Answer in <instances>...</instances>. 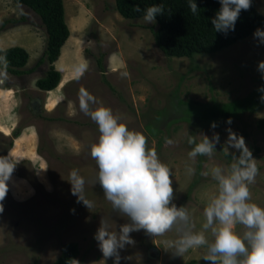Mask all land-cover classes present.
Instances as JSON below:
<instances>
[{
  "label": "rangeland",
  "instance_id": "1",
  "mask_svg": "<svg viewBox=\"0 0 264 264\" xmlns=\"http://www.w3.org/2000/svg\"><path fill=\"white\" fill-rule=\"evenodd\" d=\"M64 4L71 34L54 63L62 74L58 87L44 91L36 86V80L49 69L48 62L21 76L6 71L7 79L0 85V156L11 151L18 162L0 213V264H52L68 242L80 247L71 264H113V259L104 260L94 234L103 216L113 231L129 220L113 211L97 182L98 167L90 149L100 133L98 125L79 109L81 87L120 115L130 130L146 135L148 146L172 169V203L187 206L196 231L205 222L203 209L209 198L218 192L211 170L231 164L232 154L239 155L225 146L229 128L245 138L256 159L259 174L250 185L251 198L264 207V129L259 124L264 109L245 116L246 130L239 120L215 129L195 117L193 126L187 121L178 127L167 123L179 116L184 101H229L264 82V73L258 70L264 61V43L254 37L255 32L220 52L168 57L155 44L154 23L125 19L115 10V0H64ZM255 7L264 15V0H255ZM258 29L264 30V26ZM46 42L39 14L15 0H0V48L30 49L26 65L30 68L37 64ZM81 63L86 70L77 79L74 68ZM155 117L165 118L158 121L164 132L151 137L147 123ZM214 132L220 136L214 155L203 162L200 156L191 160L189 135L203 133L211 138ZM166 138L174 143L167 145ZM189 167L195 169L194 174H188ZM74 168L86 181V197L95 202L91 210L71 194L68 179ZM205 171L209 175H201ZM206 235L211 242L210 233ZM131 237L135 243L120 250V264H210L203 259L206 247L191 249L182 257L173 254L165 241L178 238L175 228L163 236L153 237L141 230Z\"/></svg>",
  "mask_w": 264,
  "mask_h": 264
},
{
  "label": "clouds",
  "instance_id": "2",
  "mask_svg": "<svg viewBox=\"0 0 264 264\" xmlns=\"http://www.w3.org/2000/svg\"><path fill=\"white\" fill-rule=\"evenodd\" d=\"M220 3L221 8L211 24L216 32L226 34L235 29L241 11L249 10L252 0H220ZM188 7L192 14H197L195 0H188ZM134 11H143L145 23L153 24L158 15L164 14L165 9L163 4H154L143 10L137 5ZM254 37L264 43V30H255ZM27 50L31 53L30 49ZM0 63L5 67V71L0 72L2 85L7 79L6 58L0 56ZM85 70L86 65L82 63L75 66L77 79ZM258 70L264 73V61L259 63ZM259 90L264 92V86ZM261 99L264 101V97ZM78 103L80 111L98 125L100 133L98 141L90 149L91 158L98 167L97 182L113 211L129 220L120 225L119 230L113 231L109 219L104 216L101 218L94 239L105 261L113 259V264H120V250L135 243L131 237L132 232L144 230L146 234L156 237L175 228L178 238L165 241L174 249L175 256L182 257L191 249L206 247L203 259L210 264H264V207L252 202L250 189L259 169L242 135L227 129L225 146L235 149L239 155L232 154L231 164L218 165L211 170L218 192L209 198L203 209L205 222L201 230L196 231L187 206L177 207L172 203V169L159 159L154 148L148 146L146 135L130 130L120 115L99 103L84 87L79 89ZM97 104L99 106L92 107ZM227 123H232L230 118ZM211 127L215 129L216 122ZM165 143L172 145L174 141L166 138ZM187 143L193 146L188 152L191 160L195 161L197 156L211 158L216 145L220 143V136L215 132L211 138L203 133L189 135ZM17 163L11 151L8 156H0V213L4 211L2 202L8 194V181ZM187 172L194 174L195 169L189 167ZM201 175L207 176L209 173L205 171ZM68 180L72 186L71 194L77 197V203L82 202L91 210L95 202L85 195L86 181L79 169H72ZM206 233H210L211 242Z\"/></svg>",
  "mask_w": 264,
  "mask_h": 264
},
{
  "label": "trees",
  "instance_id": "3",
  "mask_svg": "<svg viewBox=\"0 0 264 264\" xmlns=\"http://www.w3.org/2000/svg\"><path fill=\"white\" fill-rule=\"evenodd\" d=\"M38 13L44 23L47 32V44L43 55L37 64L31 68H26L30 53L22 46L0 48V56L6 58V71L21 76L33 72L38 65L48 62L49 69L46 74L36 80V86L40 90L51 91L58 87L61 81V71L56 69L54 63L60 58L62 48L70 36V27L66 21V9L64 0H15ZM198 6L197 14H192L188 7V0H115V10L125 19L138 20L143 18V11L137 13L135 6L146 9L154 4H163L164 14L156 17L154 26L151 27L155 44L168 57H188L195 54H212L230 47L251 36L255 30L264 26V15L255 7V0L249 10H242L235 24L234 30L216 32L211 24V20L216 16L221 8L220 0H195ZM18 22L20 19L16 20ZM99 66L102 74L105 75V65L103 58L99 57ZM0 69L5 67L0 63ZM107 80V79H106ZM264 86V82L243 97H237L224 102H204V101H184L179 116L168 119V125L178 127L182 122L187 121L190 126L194 125V117L202 125H212L222 127L229 118L232 122L239 120L244 122L245 130L248 122L246 115L255 114L264 109V92L259 89ZM172 101V100H171ZM180 101H183L182 99ZM31 107V105H30ZM165 118L155 117L148 120L147 128L149 136L155 137L164 130L159 127L158 121ZM54 120V119H50ZM260 127L264 129V120L259 121ZM193 129V128H192ZM194 133H195V129ZM169 132V131H168ZM244 134H248L247 131ZM18 135V133H16ZM194 135V134H193ZM163 138L159 139L162 145ZM14 141H10V146ZM221 150H222V146ZM231 158V155L227 154ZM201 162L206 156L199 157ZM191 192L189 190L188 194ZM189 196V195H188ZM80 253L77 242H68L62 246L61 255L52 264H71ZM196 261H192L195 264Z\"/></svg>",
  "mask_w": 264,
  "mask_h": 264
},
{
  "label": "flooded vegetation",
  "instance_id": "4",
  "mask_svg": "<svg viewBox=\"0 0 264 264\" xmlns=\"http://www.w3.org/2000/svg\"><path fill=\"white\" fill-rule=\"evenodd\" d=\"M38 105H36L35 103H31V107L36 109V111H39V108L37 107Z\"/></svg>",
  "mask_w": 264,
  "mask_h": 264
}]
</instances>
